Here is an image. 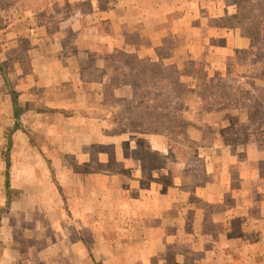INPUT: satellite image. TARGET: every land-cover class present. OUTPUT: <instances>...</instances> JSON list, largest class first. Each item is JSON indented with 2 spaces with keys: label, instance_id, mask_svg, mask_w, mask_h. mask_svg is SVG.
I'll return each mask as SVG.
<instances>
[{
  "label": "crops",
  "instance_id": "crops-1",
  "mask_svg": "<svg viewBox=\"0 0 264 264\" xmlns=\"http://www.w3.org/2000/svg\"><path fill=\"white\" fill-rule=\"evenodd\" d=\"M46 1L72 9L52 25L59 8ZM221 2L45 0L25 15L8 11L0 26V264H264V140L247 142L239 156L229 149L236 138L195 134L200 169L190 172L171 165L163 133L108 120L109 99L135 96L129 60L155 65L162 49L203 68L209 84L226 76L242 88L244 76L226 73V61L249 38L210 21L236 11ZM15 212L24 218L9 224Z\"/></svg>",
  "mask_w": 264,
  "mask_h": 264
},
{
  "label": "rangeland",
  "instance_id": "rangeland-1",
  "mask_svg": "<svg viewBox=\"0 0 264 264\" xmlns=\"http://www.w3.org/2000/svg\"><path fill=\"white\" fill-rule=\"evenodd\" d=\"M44 1L45 0H0V10H2L0 26L5 25L9 22V17H12L7 14L10 9L13 10L12 13L17 9L19 14L25 15L26 13L24 10L31 7V4L41 8L42 5H44ZM221 3L226 10H231L233 4H235L236 7L238 6L233 0H222ZM83 5H85V2H83ZM46 6L54 10L59 8L55 11L57 17H51L49 19L52 25H57V20L69 13L67 12L68 9H72V6H69L67 2L47 4L46 1ZM38 11L39 13L44 11L39 15L40 17L45 14L44 9ZM228 13L230 12H226L224 14L225 16L222 17L213 16L210 21L218 24L223 23L225 26L234 29L235 32L246 33V27L250 23V20H237V18L229 17ZM103 27H105L104 24ZM70 52L71 54H75L73 49H70ZM160 54L162 60L155 65L147 61L139 62L129 60L131 65L128 67H130L132 71L127 75H129V79L132 81L131 85L133 86L135 96L131 100L124 101L109 99V105L113 106L115 109L114 113L108 117L109 122L118 123L119 126L117 127L119 130L129 127L130 124L139 123L147 132L156 130L163 133L169 139L167 151L169 152L168 155L171 156V165L176 166V163H183V169L190 172L200 169V167H193L197 162L194 159L195 152L197 153L199 150L193 138L195 134L198 135L196 137L201 136L205 142H211L210 136L215 132H220V134L222 133L225 138L231 142H241L242 144H235V147L232 145L229 146V149L236 150L235 152H237V149L242 151L238 152L239 156L245 154L244 149L247 147V142L253 140L261 141L264 133H259L258 131L260 130H256L253 123H255L257 119H262V117L261 115L254 116V114H249L247 112L248 105H251V103L253 104V101L249 99V104L245 105L244 103L246 101L241 98L242 96L257 94L254 86L264 83V76L261 75L264 73L262 65L259 66L257 62L254 63L258 65V67L251 71V60L247 59L246 55H241L242 53L240 50L234 51L227 56L226 68H229V74L231 75L248 73L243 77L245 83L242 85V88H239L238 91L234 90L237 86L234 84L233 80L230 81L226 76H223L220 80L225 84L227 88L226 91L229 93V95H227L230 98L225 100L221 105H215V98L207 100V103L204 100H199L195 106L193 105V100L196 99L195 92L200 89L203 84L212 85L205 81L207 78H205L203 68H196L193 62L187 59L181 63V61L177 59V56H169V51L167 49H162ZM176 62H179L181 65H177ZM141 67L142 69L140 70ZM139 72H141L142 78L137 77ZM154 76H158V79L153 80ZM174 90L182 91L184 98L181 99L182 101L179 102L176 100ZM188 99H190V101L187 102L186 100ZM209 107H211L209 109L210 111L201 112L202 109ZM236 109H241V113L234 112ZM199 124H206L207 126L201 128L198 126ZM250 125L252 126L250 127ZM233 126L236 127L232 128ZM215 127L220 131L214 129ZM9 130L10 129L3 130L2 136L5 143L2 147V154H7V151L9 153ZM235 131L236 133H234ZM23 132L26 133V131ZM27 133L32 141L42 144L43 137L40 131L29 130ZM20 137L23 138L25 135L22 133ZM233 138H236V141H234ZM40 148L39 146V149ZM162 153H164V151ZM146 155L147 160L151 161V156L149 157L148 153H146ZM163 160H166V158L163 157ZM155 162L159 163V157L157 155L155 156ZM22 218H24L22 213L19 212L16 214L15 212L12 215L5 216L4 219H12L8 222L9 224L15 220L16 224V219ZM66 260L67 263L70 261V264H76L73 258Z\"/></svg>",
  "mask_w": 264,
  "mask_h": 264
},
{
  "label": "trees",
  "instance_id": "trees-1",
  "mask_svg": "<svg viewBox=\"0 0 264 264\" xmlns=\"http://www.w3.org/2000/svg\"><path fill=\"white\" fill-rule=\"evenodd\" d=\"M237 3V9L235 12L228 14L229 17L237 18L240 20L249 19L250 23L246 27V34L249 38V46L245 49H241V55H246L247 59L251 60L250 70H255L258 65H262L264 70V0H233ZM259 43V44H258ZM259 63L258 65L254 63ZM261 62V63H260ZM226 73H230L229 68H226ZM248 73H241L237 75L245 76ZM264 76V73L261 74ZM182 86V85H181ZM202 87L195 92L196 99L193 100V105L196 106V103L199 100H204L207 103V100L210 98H215L216 102H223L228 100L229 93L226 91V86L223 81H218L214 85H201ZM256 89V95H248L245 99V105L249 104L248 100H252L253 104L248 105L247 112L249 114H254V116L261 115L262 119H257L253 125H255L256 130L259 133H264V83L254 87ZM234 90H239V87H236ZM177 96V100L180 102L183 98V93L180 90H174ZM228 94V95H227ZM231 94V93H230ZM187 102L190 99L186 100ZM252 125H250L251 127ZM249 129V127H248ZM248 131V130H247ZM236 133V131L234 132ZM261 140H264L262 136ZM7 186V181H6Z\"/></svg>",
  "mask_w": 264,
  "mask_h": 264
}]
</instances>
